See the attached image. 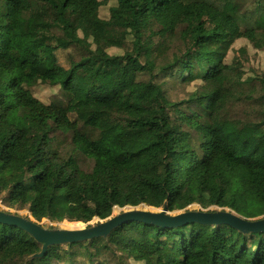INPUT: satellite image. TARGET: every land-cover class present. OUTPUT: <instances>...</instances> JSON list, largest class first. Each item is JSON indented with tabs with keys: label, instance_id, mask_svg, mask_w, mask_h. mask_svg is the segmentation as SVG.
<instances>
[{
	"label": "trees",
	"instance_id": "trees-1",
	"mask_svg": "<svg viewBox=\"0 0 264 264\" xmlns=\"http://www.w3.org/2000/svg\"><path fill=\"white\" fill-rule=\"evenodd\" d=\"M179 25L191 41L156 70L149 41ZM260 35L264 0H0V194L50 221L192 203L263 218ZM105 237L43 251L0 222V264H264V231L224 222Z\"/></svg>",
	"mask_w": 264,
	"mask_h": 264
},
{
	"label": "water",
	"instance_id": "water-1",
	"mask_svg": "<svg viewBox=\"0 0 264 264\" xmlns=\"http://www.w3.org/2000/svg\"><path fill=\"white\" fill-rule=\"evenodd\" d=\"M130 220H138L163 226L180 225L190 220L201 223L224 222L243 231H264V218L250 220L228 211L209 212L192 210L169 216L166 214L165 210L155 213L149 210L133 209L102 221L100 224L95 225L93 228H88L81 233H69L61 229L48 231L32 220L0 211V222L17 226L26 231L33 238L42 243L43 251L46 249L47 245L50 244L71 243L97 236L105 237L115 225Z\"/></svg>",
	"mask_w": 264,
	"mask_h": 264
},
{
	"label": "rangeland",
	"instance_id": "rangeland-1",
	"mask_svg": "<svg viewBox=\"0 0 264 264\" xmlns=\"http://www.w3.org/2000/svg\"><path fill=\"white\" fill-rule=\"evenodd\" d=\"M71 21L74 25H79V29L77 30V32H78V35L82 38L85 35V30L82 28V23L79 20V16L72 18ZM181 30L185 31V34H186L185 38H182V34L180 33ZM190 34H191L190 29L186 25H179L175 28L173 32L168 33L164 38H154L149 41V44L152 48L151 54L155 61L156 70L166 65L169 62L170 57H172V54L174 53L179 54L182 51V49L185 47V44L187 45L191 41ZM257 41L259 43L264 44V35L258 36ZM38 96L41 99H45L46 97L44 92H38ZM9 191L11 192V190L6 189L0 194V211L10 213L13 215H19L29 220H32L38 223L42 228L48 231L61 229L60 223L62 221H59V220L50 221L47 218L33 217L31 213L29 212V209L27 206H24L20 204L19 202H14L10 200ZM196 206L197 205L195 203H192L190 207L187 208L186 211H192L196 208ZM124 208H125L124 210L123 208L115 209L114 211L116 214L114 216L121 214L120 212L121 210L127 211V210L138 209V210H149L150 212H155V213L165 210V206L164 207L163 206L162 207H152L147 204H140L136 206H125ZM177 213H180V211L176 210L174 211V213H171V214L175 215ZM64 219H66V217ZM94 221H95V225H98L102 221H105V220H101V219L97 220L96 218H94Z\"/></svg>",
	"mask_w": 264,
	"mask_h": 264
},
{
	"label": "bare ground",
	"instance_id": "bare-ground-1",
	"mask_svg": "<svg viewBox=\"0 0 264 264\" xmlns=\"http://www.w3.org/2000/svg\"><path fill=\"white\" fill-rule=\"evenodd\" d=\"M60 223V228L62 231H67L69 233H81L88 228H93L95 226L94 217L91 218H83V219H70L66 217V219H62Z\"/></svg>",
	"mask_w": 264,
	"mask_h": 264
}]
</instances>
